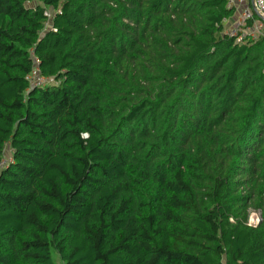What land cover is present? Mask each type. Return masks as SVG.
I'll return each instance as SVG.
<instances>
[{"label":"trees","instance_id":"1","mask_svg":"<svg viewBox=\"0 0 264 264\" xmlns=\"http://www.w3.org/2000/svg\"><path fill=\"white\" fill-rule=\"evenodd\" d=\"M234 14L0 0V264H264V35Z\"/></svg>","mask_w":264,"mask_h":264},{"label":"built area","instance_id":"2","mask_svg":"<svg viewBox=\"0 0 264 264\" xmlns=\"http://www.w3.org/2000/svg\"><path fill=\"white\" fill-rule=\"evenodd\" d=\"M246 0H228V5L235 8V17L230 25H226V32L241 41L250 36L256 39L264 35V0H247V7L238 9L237 3ZM51 16V14H48ZM249 22L252 23L249 26ZM35 72L31 75V81H36ZM39 81L42 80L39 78Z\"/></svg>","mask_w":264,"mask_h":264},{"label":"rangeland","instance_id":"3","mask_svg":"<svg viewBox=\"0 0 264 264\" xmlns=\"http://www.w3.org/2000/svg\"><path fill=\"white\" fill-rule=\"evenodd\" d=\"M237 6H238V9H243L244 7H247V0H246V2L245 1H241L240 3H237ZM49 11H50V14L51 15L54 14V10L50 9ZM231 18L229 19L230 21L228 20L229 21L228 25H230L231 22H232V20H233ZM251 25H249V26H251ZM247 38L252 39L250 36H248ZM11 158H12V154H11V151L9 149V150L6 151L5 158L4 159L7 162V161L11 160ZM260 218H261V215H260V212L259 211H252L251 212V215H250V223L253 224V225H255V224L258 223V221L260 220ZM53 257H54L53 258L54 261H56L57 264H63L62 261L60 260L59 255H57L55 252H54V256Z\"/></svg>","mask_w":264,"mask_h":264},{"label":"crops","instance_id":"4","mask_svg":"<svg viewBox=\"0 0 264 264\" xmlns=\"http://www.w3.org/2000/svg\"><path fill=\"white\" fill-rule=\"evenodd\" d=\"M235 15H236V14H234V15L232 16L231 19H234ZM228 20H229V19H228ZM228 20L226 21V25H227V26H228V23H229V21H230V20H229V21H228Z\"/></svg>","mask_w":264,"mask_h":264}]
</instances>
